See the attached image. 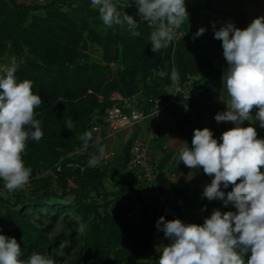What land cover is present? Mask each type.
<instances>
[{
	"label": "trees",
	"instance_id": "1",
	"mask_svg": "<svg viewBox=\"0 0 264 264\" xmlns=\"http://www.w3.org/2000/svg\"><path fill=\"white\" fill-rule=\"evenodd\" d=\"M42 8H47L45 15L36 12ZM117 8L138 20L140 36H133L126 25L103 36L88 19L74 21L58 7V0L44 5L0 0V59L15 60L0 75L16 67L17 80L33 81V93L43 101L36 109L43 137L29 140L22 156L32 169L29 182L35 184L34 192L0 193V234L17 240L21 259L38 252L55 264H158L159 256L144 260L142 255L153 243L156 221L161 216L168 220L161 198L149 201L141 186L130 184L111 189L106 165L89 167L84 154L71 155L84 145L80 136L92 132L95 122L105 124L106 110L115 104L114 92L125 98L141 94L138 105L144 109L161 99L163 111L175 117L190 145L194 129H213L221 142V134L232 128L207 115L224 111L212 99L224 71L216 63L223 49L213 28L193 40L199 26L187 27L186 35L154 53L150 34L155 29L140 20L134 4ZM98 47L103 48L102 59L86 52ZM173 70L179 72L178 81L171 79ZM174 82L182 91H170ZM69 118L76 122L71 131L65 126ZM253 127L257 138L264 139V130ZM203 175L210 182L214 178ZM155 186L158 194L171 195L169 208L177 214L183 211L185 217L213 202L202 197L204 187L177 183L161 170ZM4 189L0 179V192ZM250 256L243 255L244 264Z\"/></svg>",
	"mask_w": 264,
	"mask_h": 264
},
{
	"label": "clouds",
	"instance_id": "2",
	"mask_svg": "<svg viewBox=\"0 0 264 264\" xmlns=\"http://www.w3.org/2000/svg\"><path fill=\"white\" fill-rule=\"evenodd\" d=\"M91 4L98 8L105 29L126 25L133 36H140L138 20L118 11L113 0H91ZM133 4L141 21L156 25L150 34L154 53L168 48L175 33L189 20L185 0H132L124 7ZM211 26L214 39L222 42L227 64L222 83L229 97L227 109L214 119L217 123L232 122L234 127L221 134V142L207 127L194 129L192 148L186 143L179 159L189 169L202 168L214 177L204 187L203 198L220 200L224 207L231 205L236 211L213 209L203 224L159 217L156 228L170 243L163 247L158 264H244L242 257L248 252V264H264V139L257 138L252 126L259 121L264 129V16L256 17L244 29L231 21L218 30L215 22ZM206 30L200 27L193 40ZM16 71L11 66L0 75V179L8 191L22 189L29 182L32 169L25 166L22 156L29 140L39 142L43 137L42 121L36 119L42 98L33 93V81L17 80ZM179 78V72L173 70L171 79ZM253 108L257 109L254 116ZM245 121L249 126H242ZM65 126L71 131L76 122L69 118ZM80 139L88 147L92 132L86 131ZM96 144L100 145L99 138ZM98 151V156L89 158V167L101 162L104 146ZM229 185L233 186L231 191L222 190ZM21 256L17 240L0 234V264H55L38 252L27 259Z\"/></svg>",
	"mask_w": 264,
	"mask_h": 264
},
{
	"label": "crops",
	"instance_id": "3",
	"mask_svg": "<svg viewBox=\"0 0 264 264\" xmlns=\"http://www.w3.org/2000/svg\"><path fill=\"white\" fill-rule=\"evenodd\" d=\"M28 4L34 2L37 4H47L50 0H25ZM124 2H132V0H123ZM186 10L189 13V20L183 26L193 27L201 26L206 29L212 28V23H224L227 21L233 22L237 27L246 28L256 17L264 16V0H185ZM50 7V6H49ZM58 7L65 11L69 17L78 23H82L84 19H88L90 25L95 27L103 36L114 34L124 26H113L111 29H105L99 17L98 8L93 7L91 0H58ZM47 8H42L36 12L45 15ZM118 11L121 12L119 8ZM156 30V29H155ZM90 55L99 59L103 58V48L86 50ZM222 55V56H221ZM221 58L223 53L221 54ZM219 58V57H218ZM224 64H217L218 67L225 69ZM217 63V61H216ZM176 84V82H174ZM215 91L223 94L226 89L222 83V77L215 85ZM112 94V99H119L125 105L134 106L132 101L136 100L134 97H123L118 92ZM212 99L219 103L226 102L225 99L219 98V94L212 93ZM153 116V115H150ZM99 124V129L94 131L92 129V141L89 142L88 149L82 153L88 159L93 155H99V147L104 146V155L101 158L99 165H106L109 169V175L118 184H130L134 187L141 186L143 189L142 195L148 194L153 190L155 194L156 186L148 185L142 178L139 169L132 167L128 162L130 148L135 138H145L150 144V155L154 159L158 171H164L169 177L177 183H190L191 185L197 183L204 187V180L202 168L189 169L180 161V150L187 143L189 148H192L179 129L176 119L168 111H163L158 117L148 123H139L135 126H130L122 129L120 132L110 134L108 126ZM156 125V126H155ZM99 138L100 145L96 144ZM110 151L115 154L107 158ZM112 175V176H111ZM163 194L159 193L163 200ZM165 201V200H163Z\"/></svg>",
	"mask_w": 264,
	"mask_h": 264
},
{
	"label": "built area",
	"instance_id": "4",
	"mask_svg": "<svg viewBox=\"0 0 264 264\" xmlns=\"http://www.w3.org/2000/svg\"><path fill=\"white\" fill-rule=\"evenodd\" d=\"M114 1L116 2L117 7L118 6L124 7V5L128 4L123 0H114ZM147 24L152 28L156 29L155 24H151L148 22ZM200 27L201 26H199V28ZM187 33H188L187 27L182 25L181 28L175 33L173 41L177 42L182 36L186 35ZM179 91H182V88L176 82L175 93ZM164 107L165 105L161 101V99H156L155 104L149 109L139 108L136 106L125 105V104H115L106 110V113L104 115V121L105 124L108 126V129L110 130V134H115L120 132L122 129L126 127L135 126L141 123L150 115L158 117L163 112ZM99 127H100L99 124L95 122L92 129L96 131L99 129ZM88 147L82 146L79 149H77V151L80 152L82 151V153H84L88 149ZM114 154H115L114 151H110L107 155V158L111 157ZM128 162L132 167H136L139 169V172L143 180L148 185H156V177H157L158 169L154 159L150 155V144L147 139L140 137L135 138L130 148ZM60 168L61 167L58 166V169ZM170 212L173 216L181 219L183 222L186 223L183 211L180 214H177L174 210L170 209ZM203 223L204 222H201L200 224Z\"/></svg>",
	"mask_w": 264,
	"mask_h": 264
},
{
	"label": "rangeland",
	"instance_id": "5",
	"mask_svg": "<svg viewBox=\"0 0 264 264\" xmlns=\"http://www.w3.org/2000/svg\"><path fill=\"white\" fill-rule=\"evenodd\" d=\"M222 56V55H221ZM221 56L219 58H217V64H220V65H223L225 62H224V59L223 57L221 58ZM15 62L14 59H0V72L3 71V69L8 66V65H13ZM175 87H176V84H172L171 87H169L170 91L174 92L175 93ZM190 90L189 88H186V92ZM217 93L219 94V98L221 97L222 99H225L226 102L228 101L229 97L227 95V92H224L223 94L219 91V93L217 91L214 90V93ZM115 95V93H113V96ZM155 95V93L153 94ZM143 98V96L141 94H138L137 97H136V100H133L132 103L134 106L136 107H139L140 105H138V101H139V98ZM121 100L119 99H115L113 102H115V104H123L122 102H120ZM187 103L186 102V107H187ZM114 104V105H115ZM221 106L224 108V111L227 109V105L225 102H222ZM141 108V107H139ZM255 112L256 110L253 109L252 110V115L254 116L255 115ZM209 116L210 119L214 118V116L212 114H207ZM154 119V116H149L147 117L145 120H143L142 122L144 123H148V122H151L152 120ZM141 122V123H142ZM245 122H249V121H245ZM229 126L231 127H234V124L232 122H227ZM250 123V122H249ZM259 125V121H256L254 124H252V126H258ZM213 131V129H211ZM264 130V129H263ZM213 134L215 135V132L213 131ZM145 139V138H144ZM84 146V145H83ZM79 149V148H78ZM82 153V151H75V153H71V155H73L74 157L76 156H79L80 154ZM264 171V170H262ZM210 180L209 179H205L204 180V187L208 184H210ZM122 183H117L115 180H113L112 177H108V180H107V186L111 189H119L122 187ZM35 187V184L34 183H31V182H28L23 188L22 190L25 191L26 193H33V188ZM53 187H55V189L59 192H61L60 190V187L58 184L56 183H53ZM20 189H17V190H14V191H8V190H2L0 193H8V194H12V193H15L16 191H18ZM124 192V191H123ZM144 196V195H143ZM161 196H159V194L157 193V195L155 194V192L153 190H150L148 192V194L145 195V198H147L149 201H154L156 198H160ZM169 198H171V195L165 193L163 194V207H162V211L164 213H166V215H168V220H173V219H176L175 216H173L170 212V208H169V205H168V201ZM213 209H220L222 212H226V211H236L235 208H233L231 205H229L228 207H224L223 204H222V201L220 200H213V202L209 203V206L208 207H204L202 209H199V210H195V212L191 215V217H189L190 215H188V217H185V220H186V223H195V219H197V224H200L201 222L198 221V220H202L203 217H209L212 213V210ZM200 222V223H199ZM170 243L169 240H167L165 237H164V234L163 232H160L158 230H156V232L154 233V238H153V243L152 245L150 246V248L142 255V258L144 260H151V259H155L157 258L158 256H160V254L162 253V250H163V247L168 245Z\"/></svg>",
	"mask_w": 264,
	"mask_h": 264
}]
</instances>
